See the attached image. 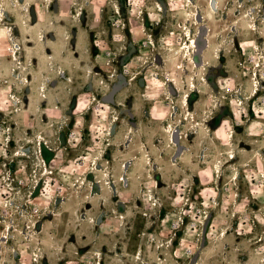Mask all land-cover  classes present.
Segmentation results:
<instances>
[{"label":"rangeland","instance_id":"374dc122","mask_svg":"<svg viewBox=\"0 0 264 264\" xmlns=\"http://www.w3.org/2000/svg\"><path fill=\"white\" fill-rule=\"evenodd\" d=\"M0 264H264V0H0Z\"/></svg>","mask_w":264,"mask_h":264},{"label":"bare ground","instance_id":"6f19581e","mask_svg":"<svg viewBox=\"0 0 264 264\" xmlns=\"http://www.w3.org/2000/svg\"><path fill=\"white\" fill-rule=\"evenodd\" d=\"M17 2H19V0H16ZM49 1V3H50V1L51 0H48ZM20 4L21 5H23L21 2H20ZM29 4V3H28ZM28 4L25 6L24 5V8L25 9H27V7H28ZM4 9V8H3ZM5 17V16H4ZM189 27V26H188ZM189 34H190V32H189ZM194 40H195V37H193V39H192V41L194 42ZM208 42H209V45H210V43H211V39L210 38H208ZM223 44V43H222ZM219 47V46H218ZM222 48V47H221ZM224 48V47H223ZM168 76V75H167ZM26 81H28V80H26ZM169 82L171 83V85H173V87L175 88V89H177V90H180L181 88H180V85H179V83H177L176 82V80H175V77L173 76L172 78H169ZM163 86V85H162ZM256 88V87H255ZM164 89V88H163ZM167 90V89H166ZM169 91V90H168ZM167 94V93H166ZM169 95V94H168ZM170 98V97H169ZM183 101H184V105L186 104H188V102H187V99H186V97H184L183 96ZM186 105H185V107H186ZM17 106V105H16ZM189 116H190V114H189ZM190 118V117H189ZM173 133V132H172ZM170 134H171V132H170ZM172 139H173V135H172ZM46 143V142H45ZM235 152H234V150L232 149L231 150V152H230V157H232V158H234L235 157V154H234Z\"/></svg>","mask_w":264,"mask_h":264},{"label":"water","instance_id":"95a60500","mask_svg":"<svg viewBox=\"0 0 264 264\" xmlns=\"http://www.w3.org/2000/svg\"><path fill=\"white\" fill-rule=\"evenodd\" d=\"M112 100V99H111Z\"/></svg>","mask_w":264,"mask_h":264}]
</instances>
